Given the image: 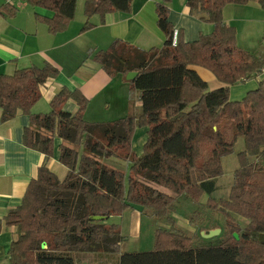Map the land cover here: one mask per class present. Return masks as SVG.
Returning <instances> with one entry per match:
<instances>
[{
	"label": "trees",
	"instance_id": "1",
	"mask_svg": "<svg viewBox=\"0 0 264 264\" xmlns=\"http://www.w3.org/2000/svg\"><path fill=\"white\" fill-rule=\"evenodd\" d=\"M21 1L54 14L36 15L54 35L69 28L78 3ZM132 1L85 0L87 21L81 32L93 28L95 15L103 21L109 13L131 11ZM171 2L156 6L158 26L167 37L161 48L147 51L115 40L107 50L89 52L111 77L137 74L129 79V101L142 102L139 114L89 123L84 119L89 100L67 88L52 99L50 113L34 114L41 88L59 70L47 63L0 75V122L29 116L24 146L45 155L21 205L0 219V234L5 227L16 229L10 264H77L82 253L118 255V264H264V77L241 101L230 100L231 86L264 74V57L239 47L236 28L223 18L229 5L257 2L264 11V0H188L190 14L214 31L192 43L180 38L176 45ZM4 11L16 14L7 4ZM195 67L208 70L225 86L210 90ZM69 100L78 106L75 114L63 111ZM144 127L148 140L137 156L131 143L135 130ZM56 137L62 140L59 161L67 169L63 180L48 167ZM240 138L245 150L237 155L239 168L228 198L206 203L225 218L222 234L214 239L188 235L172 217L176 202L184 198L198 206L204 195L212 196L223 176L222 160L235 152ZM112 158L129 169L109 166L106 161ZM134 206L169 224V229L156 231L151 251L123 252L120 228L106 224Z\"/></svg>",
	"mask_w": 264,
	"mask_h": 264
},
{
	"label": "crops",
	"instance_id": "2",
	"mask_svg": "<svg viewBox=\"0 0 264 264\" xmlns=\"http://www.w3.org/2000/svg\"><path fill=\"white\" fill-rule=\"evenodd\" d=\"M161 1L133 0L131 11L109 13L103 21L99 15H95L90 19L93 28L81 32L87 19L84 15L85 0H78L75 18L69 28L63 33L54 35L49 33L45 24L36 20L37 14L51 18L54 15L52 12L33 8L21 0H14V6L8 5L16 11V14L11 16L4 11L5 1L0 0V75H12L17 70L29 67L41 68L47 63L59 70V76L50 79L41 88V99L32 108L34 114L50 113L52 99L63 88L70 91L79 90L89 100L84 113V119L89 123H112L125 118L130 113L139 114L142 110V102L134 101L131 104L129 101V77L109 76L98 63L93 61L89 52L107 50L115 40H122L147 51L161 48L167 40L165 33L158 26L156 14V6ZM187 1L172 0L169 4V21L175 27L173 36L175 45L180 38L192 43L201 35H211L214 31L213 25L201 22L190 14ZM223 18L226 24L236 28L239 47L255 56L264 57V11L257 2L229 5L223 11ZM194 69L208 84L210 90L225 86L208 70L201 67ZM263 77L264 74L231 86L230 100L241 101L248 92L257 89ZM63 111L75 114L78 106L74 101L69 100L63 105ZM29 125L30 117L23 114L8 122H0V219L21 205L30 182L37 178L39 168L45 163V155L24 146V130ZM147 140L148 128H137L131 143L132 151L137 156L143 154ZM61 143L62 140L56 137L55 154L48 162V167L52 171L60 163ZM106 163L115 168L123 161L112 158ZM128 169L126 163L125 171ZM218 188L220 186L217 183V190L212 196L204 195L200 205H206L209 198L216 200L228 198L217 197ZM184 201L186 207L190 208L191 204L186 199L180 198L176 202L172 217L179 228L188 235L194 236L196 232L193 225L186 220L189 210L177 207V204L182 205ZM143 218L155 225L152 232L153 239L158 229H169L166 221L161 224L149 210L146 211L139 206H134L122 216H112L106 220L107 225H117L120 228L121 235L125 238L123 252H129L127 246L130 240L141 239ZM243 223L247 224V221ZM215 230L209 227L207 229L209 236H206L212 237ZM15 233L14 227H5L0 234V264H10L9 249L15 239ZM208 237L206 239H209ZM76 263L118 264V255L82 253L76 257Z\"/></svg>",
	"mask_w": 264,
	"mask_h": 264
},
{
	"label": "rangeland",
	"instance_id": "3",
	"mask_svg": "<svg viewBox=\"0 0 264 264\" xmlns=\"http://www.w3.org/2000/svg\"><path fill=\"white\" fill-rule=\"evenodd\" d=\"M245 148V140L243 138L239 139L235 146V152L223 159V176L217 180L218 186V196L220 198H226L228 197V194L230 192V188L232 187L233 181H234V172L236 169L239 168V160H238V153L244 151ZM55 154V149H54ZM120 166H115V169L125 171L126 163H120ZM53 172L59 177V179L63 180L64 176L66 174V168L58 163L53 169ZM227 199V198H226ZM184 204L180 205L177 204V207L179 208H186L185 201ZM188 203L191 204L190 208L188 209L187 218L186 220L189 221V224L193 225L194 236L197 238L199 236H204L203 239L207 238L209 236V233H207V229L211 227L212 229H216L213 233L211 238H217L222 234L223 229L225 228V218L218 214L215 211H212L207 208L206 205H198L194 206L193 202L188 201ZM176 206V204H175ZM146 211H148L146 209ZM195 211V212H194ZM158 220V219H157ZM161 224L164 223V220H159ZM142 236L141 239L130 240L127 251L129 252H145V251H151L153 250V230L155 228V225L150 222V220H146V218H143L142 220ZM208 235V236H206ZM190 236H193L192 234Z\"/></svg>",
	"mask_w": 264,
	"mask_h": 264
},
{
	"label": "water",
	"instance_id": "4",
	"mask_svg": "<svg viewBox=\"0 0 264 264\" xmlns=\"http://www.w3.org/2000/svg\"><path fill=\"white\" fill-rule=\"evenodd\" d=\"M136 75H137V74H136L135 72H133V73H130V74L128 75V77H129V79H133ZM96 219H102V218H101V217H96Z\"/></svg>",
	"mask_w": 264,
	"mask_h": 264
},
{
	"label": "built area",
	"instance_id": "5",
	"mask_svg": "<svg viewBox=\"0 0 264 264\" xmlns=\"http://www.w3.org/2000/svg\"><path fill=\"white\" fill-rule=\"evenodd\" d=\"M5 1V3L7 4V5H9V6H14L13 5V1L14 0H4Z\"/></svg>",
	"mask_w": 264,
	"mask_h": 264
}]
</instances>
